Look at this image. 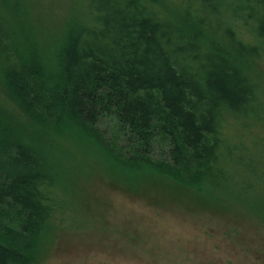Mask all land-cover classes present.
I'll return each mask as SVG.
<instances>
[{
	"label": "trees",
	"instance_id": "obj_1",
	"mask_svg": "<svg viewBox=\"0 0 264 264\" xmlns=\"http://www.w3.org/2000/svg\"><path fill=\"white\" fill-rule=\"evenodd\" d=\"M26 6L0 0V91L26 127L0 109V264H38L70 205L28 137L47 130L98 149L132 187L159 176L264 221V142L236 126L264 117L249 73L264 61V0H83L45 46Z\"/></svg>",
	"mask_w": 264,
	"mask_h": 264
},
{
	"label": "rangeland",
	"instance_id": "obj_2",
	"mask_svg": "<svg viewBox=\"0 0 264 264\" xmlns=\"http://www.w3.org/2000/svg\"><path fill=\"white\" fill-rule=\"evenodd\" d=\"M25 1L44 46L83 8V0ZM249 73L264 84V61L253 62ZM0 109L14 113L2 112L26 130L1 91ZM236 126L248 141L264 142V117ZM28 137L57 161L70 200L41 243L38 264H264V221L249 207L155 175L135 177L132 187L98 149L51 130L43 139Z\"/></svg>",
	"mask_w": 264,
	"mask_h": 264
}]
</instances>
